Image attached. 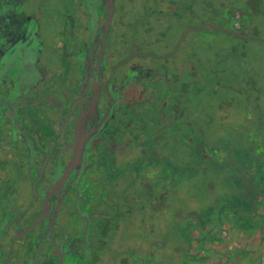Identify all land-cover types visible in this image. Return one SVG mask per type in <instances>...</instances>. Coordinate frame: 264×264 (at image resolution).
Wrapping results in <instances>:
<instances>
[{"label":"flooded vegetation","instance_id":"af4514ba","mask_svg":"<svg viewBox=\"0 0 264 264\" xmlns=\"http://www.w3.org/2000/svg\"><path fill=\"white\" fill-rule=\"evenodd\" d=\"M129 3L0 0V264H152L149 247L163 250L178 220L184 153L200 162L219 147L200 93L233 88L238 70L204 66L188 37L256 39L242 5H221L220 24L190 26L171 43L170 30L198 18L196 0ZM218 103L225 124L229 104ZM262 177L244 180L254 227L215 246L195 226L192 264H264Z\"/></svg>","mask_w":264,"mask_h":264},{"label":"rangeland","instance_id":"374dc122","mask_svg":"<svg viewBox=\"0 0 264 264\" xmlns=\"http://www.w3.org/2000/svg\"><path fill=\"white\" fill-rule=\"evenodd\" d=\"M141 1L144 0H139V7ZM231 1L196 0L198 18L181 21L179 28L170 30L168 39L171 38L170 42L173 43L172 40L175 41L180 32L190 26L198 27L203 22L220 24L218 7L229 5ZM238 1L245 11L244 20L251 23L254 30L248 33L256 39H238L219 30L192 32L188 37V41L199 40L198 56L204 66L209 64L213 70L222 71L227 67L234 70L232 67L236 64L238 73L235 80L238 84L222 90L217 89L215 84L209 85L207 88L210 91H216L212 97L209 92L200 93V99L206 98L208 101L207 109L215 123L209 137L215 138L219 147L207 150L209 158L200 162L196 153L193 157L184 153L182 167L177 171L181 182L179 187L183 190L178 220L173 223L169 221L167 232L160 236L165 240L163 250L160 248L157 252L159 248L154 247L153 250L152 245L149 247L148 250L154 251L153 255L157 254L158 257L152 264H192L187 259V251L192 240L190 232L195 226L199 225L206 237L211 235L215 246L219 237L230 229L254 227L243 206V199L253 192L244 184V180L257 178L256 184L260 186L264 173V0H259L252 7L247 0ZM121 4L125 7L132 5L129 0H121ZM183 9L181 6L180 10ZM139 13L140 10L130 12L127 20L135 19ZM164 28L169 29V26ZM205 81L206 78H200L201 83ZM243 83L244 88L238 90V85ZM224 100L229 104L225 112L227 122L218 124L216 119L222 114L218 110V102ZM199 138L195 135V140ZM195 168L198 169L195 171ZM258 186L256 189H259ZM195 219H199V222ZM174 246L181 250L179 254H184L182 259H178L179 255L174 253ZM161 253L162 256H159Z\"/></svg>","mask_w":264,"mask_h":264},{"label":"crops","instance_id":"0c3cea01","mask_svg":"<svg viewBox=\"0 0 264 264\" xmlns=\"http://www.w3.org/2000/svg\"><path fill=\"white\" fill-rule=\"evenodd\" d=\"M220 238H221V236H220ZM218 242V241H217ZM218 244V243H217ZM263 246H264V243H263Z\"/></svg>","mask_w":264,"mask_h":264}]
</instances>
